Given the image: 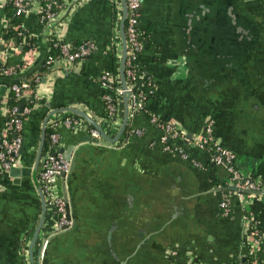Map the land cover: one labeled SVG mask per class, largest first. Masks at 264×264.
Returning <instances> with one entry per match:
<instances>
[{
  "label": "crops",
  "instance_id": "crops-1",
  "mask_svg": "<svg viewBox=\"0 0 264 264\" xmlns=\"http://www.w3.org/2000/svg\"><path fill=\"white\" fill-rule=\"evenodd\" d=\"M236 1L242 11L261 23V42L241 76L231 77L214 93L202 94L192 87L188 72L172 51L167 24L172 0H143L139 26L144 40L149 34L153 46L146 45L138 62L146 67V76L155 84L156 93L143 112L129 119L118 137L123 122V97L117 102L120 115L116 120L109 119L104 96L111 90L103 86L102 77L116 73L122 86L121 1L83 0L78 6L83 8L72 10L74 15L69 21L67 17L50 22L42 19L41 5L35 1L23 17L22 27L36 44L22 56L26 40L19 48L8 38L4 41L7 2L0 0V47L13 44L15 49L9 57L24 61L18 79L25 82L39 76V99L49 97L55 107L76 105L86 109L110 140L118 139L113 146L92 144L94 149L87 150L77 162L66 193L72 203L71 212L85 234L77 238L73 234L71 243L83 238L81 241H106L108 225L120 218L122 230L114 238L113 250L123 262L135 258L134 264H264L263 197L240 198L233 193L229 213L225 214L220 203L230 194L224 190L229 182L228 172L212 163L207 149L194 145L210 125L215 142L235 153L239 171L259 181L264 191V1ZM84 41L95 46L84 60L70 63L61 56L51 57L55 42L76 48ZM3 53L0 51V62H5ZM56 62L59 68L54 69ZM45 63L50 64L48 70L43 69ZM9 93L10 86L0 77V135L7 121ZM153 116L176 127L180 137L169 144L185 151L190 160L165 150L160 142L163 132L150 121ZM44 117L41 107L25 120L24 166L32 167L34 163ZM58 117L63 116L53 119ZM74 118L83 126L79 130L61 126L58 150H68L91 134L92 126ZM136 130H141L142 135L137 136ZM82 145L89 144L75 146L74 154ZM24 182L22 178L21 184ZM23 189L0 167L1 204L15 209L33 206L35 201ZM127 195H133L135 201L132 218H124L129 208ZM164 210L179 216L168 219L161 213ZM145 214L152 222L141 235L140 221ZM126 226H131L130 232L123 230ZM252 231L260 237L257 236V243ZM91 257L111 258L103 251Z\"/></svg>",
  "mask_w": 264,
  "mask_h": 264
},
{
  "label": "water",
  "instance_id": "water-1",
  "mask_svg": "<svg viewBox=\"0 0 264 264\" xmlns=\"http://www.w3.org/2000/svg\"><path fill=\"white\" fill-rule=\"evenodd\" d=\"M120 1L123 9V16L120 22L123 52L120 63V77L122 88L126 90L125 63L128 56V44L125 28L128 7L126 0ZM81 8L83 6L74 10L78 11ZM73 15L74 13L69 14L68 21ZM167 22L173 54L178 57L180 65L188 72L192 87L202 94L214 93L231 77L241 76L246 63L256 53L263 35L262 25L259 20L242 11L238 7L236 0H172ZM6 40L7 37L5 36L4 41ZM84 43H87V41L81 44ZM4 50L2 45L0 51L3 52ZM57 68H59V65L56 62L54 69ZM0 77L4 78L9 86L15 83L28 82V78L25 82L19 80L18 73L12 77L3 75H0ZM147 78L145 76L135 86L134 92L138 90L139 86ZM129 101L130 93L125 91L123 94V122L118 137L124 133L131 118ZM24 107L25 103L21 102L19 104L20 113ZM41 107L45 110V117L41 129V141L32 167L24 166L23 158L27 144L26 138L23 136L26 123L24 121L22 129L23 143L19 160L17 166L8 171L14 182L17 185H22L23 190L30 193L35 202H33V206H25L21 209L6 207L0 203V264H102L103 262H108V264H134L136 262L135 258L126 259L123 262L121 261L122 259L116 257V253L113 250L116 245L114 238L122 230L120 218H115L108 225L106 241H81L85 240L83 238L71 243L69 240L73 234H75L76 238L79 234H85V230L81 227L79 220L71 212L72 203L66 193V187L77 169V162L87 150L92 151L94 149L92 144L98 147L102 144L113 146L118 139L110 140L95 121L93 115L84 108H79L76 105L55 107L51 98L41 97L32 105L30 115ZM61 114L63 117L53 119ZM65 117L83 119L99 132L100 139L88 134L86 137L77 140L73 147L68 150L57 149L70 162V170L68 173H59L53 177L51 183L54 194L68 202L69 210L66 216L72 220L70 229L58 233L55 225L48 222L47 202L38 182V171L41 159L46 153L47 130L53 122H59ZM79 129L81 128L77 130ZM83 143H88L89 145H82L74 154V147ZM22 178L25 179L23 184H21ZM224 190L244 195L259 196L264 199V191L239 189L233 182H229ZM126 204L129 208L124 214V218H132L135 204L133 195L126 196ZM161 213L171 219L172 215H169L167 210ZM157 215L159 216V214ZM178 216L176 213L172 216V219L174 220ZM162 219L164 220V217ZM151 222L145 214V218L140 221L141 235L146 233L144 228H149ZM123 230L130 232L131 226H126ZM100 251L109 253L111 258L91 257L92 254L100 253Z\"/></svg>",
  "mask_w": 264,
  "mask_h": 264
},
{
  "label": "built area",
  "instance_id": "built-area-1",
  "mask_svg": "<svg viewBox=\"0 0 264 264\" xmlns=\"http://www.w3.org/2000/svg\"><path fill=\"white\" fill-rule=\"evenodd\" d=\"M7 3H12L16 10L17 16L25 17L31 11L34 2H38L42 19L46 22L65 20L72 10L77 8L83 0H5ZM5 2V3H6ZM128 7V17L126 21V37L128 44V56L125 63V75L126 79L129 80L127 83V89L124 90L122 86H118L116 89V101L112 94H106L104 100L107 106V113L109 119H117L120 115L119 107L117 102L121 100L125 91L130 93L129 111L131 117L137 113L145 110L147 101L153 97L156 93V86L152 80L145 81L139 86L138 90L134 92V88L139 84L145 77L139 69V54L146 48L144 42V36L140 30V15L143 5V0H126ZM15 29H19L16 27ZM55 47L60 49V56L62 59L74 63L86 59L95 51V46L92 43H84L76 48H72L69 44H54ZM15 46L11 43L6 44L2 61L6 59L13 52ZM53 59L49 58V63ZM17 72L13 67H2L0 68V75L12 77ZM112 77L109 74H105L102 77V84L105 88L109 89L108 82ZM40 82V77L35 76L33 82L30 83H15L10 86V93H13L18 100H27L31 106L25 105L24 109L20 113L18 106L7 107V121L5 123L4 131L0 135V167L8 172L11 168L16 167L20 151L22 148V129L23 122L30 115L32 105L38 100L36 93V86ZM151 123L156 125L162 132L163 135L160 142L164 145L165 150L173 151L178 153L184 160H190V156L180 148L172 147L168 141L169 139H177L180 137L179 131L170 123L162 121L159 117L153 116L150 119ZM64 126L67 129H78L83 126V123L74 117H65L59 122H53L49 129H53L52 134L49 137V150L43 155L39 171H38V182L40 188L45 196L47 202V214L48 222L55 225L58 233L64 232L71 228L72 220L66 215L69 210V204L62 198L57 197L53 192V185L51 180L59 173H68L70 170V162L65 159L63 154L57 150L59 147L60 134L59 128ZM137 136L142 135L141 130H136ZM92 137L100 139V134L97 130H91ZM214 146V152L211 161L214 165L224 167L229 175V182H233L234 185L239 189H249L251 191H263L259 181L244 176L237 167V156L232 151L224 148L217 144L213 138V130L209 125L204 134L198 136L194 145L201 149H207L209 145ZM191 162L196 166L200 167V164L191 159ZM228 182V183H229ZM240 198L245 195L241 193H235ZM233 195L230 192L223 201L220 203L221 209L225 214L229 213V199ZM46 232V230H45ZM251 235L254 238L255 243L258 242L257 231H252Z\"/></svg>",
  "mask_w": 264,
  "mask_h": 264
},
{
  "label": "trees",
  "instance_id": "trees-1",
  "mask_svg": "<svg viewBox=\"0 0 264 264\" xmlns=\"http://www.w3.org/2000/svg\"><path fill=\"white\" fill-rule=\"evenodd\" d=\"M260 1H264V0H260ZM6 22H7V26L8 28L6 29V36L8 38L9 41L13 42L15 44V46H17L18 48L20 47V45L22 44V41L26 40L27 44L23 45V51L21 52V55L23 56L26 52H28L31 48H33L36 44L35 39L29 38L28 35H26L22 24H23V17L22 16H17L16 15V10L13 7L12 3H7L6 4ZM16 27H19V29H15ZM144 42L146 43L147 46H153V43L150 40L149 34L145 35V40ZM60 44L59 42H55ZM51 57L54 58H60V49L58 47H54L52 48V52H51ZM24 66V61L22 60H15L12 57H8L6 59L5 62H0V68L2 67H13L14 70L18 73L20 71V69ZM50 68V64L45 63V65L43 66L44 70H48ZM139 69L142 73H144V76L147 75V69L145 66H143L142 64H139ZM150 78L146 79V82L149 81ZM30 83L33 82V79L31 81H29ZM119 82H120V78L118 77V74L114 73L112 75V80H110V82H108L109 85V89L111 90V94L112 96L115 98L116 101V89L119 86ZM127 83H129V80H127ZM21 102H25L27 106H31V104L27 101V100H18L13 93H9L8 95V107H13V106H19V104ZM115 120V119H113ZM53 129H48L47 130V141H46V145H45V150L48 151L49 150V137L52 134ZM173 139H169L168 143L172 144ZM207 148L210 149V153L211 156H213V154H215L214 152V146L211 144L209 145ZM228 194V192H227ZM258 238L259 235H258Z\"/></svg>",
  "mask_w": 264,
  "mask_h": 264
}]
</instances>
